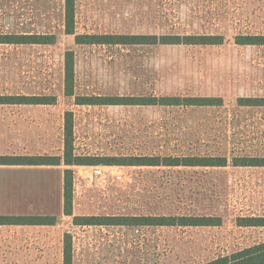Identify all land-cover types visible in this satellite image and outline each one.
Returning a JSON list of instances; mask_svg holds the SVG:
<instances>
[{
  "label": "rangeland",
  "instance_id": "obj_1",
  "mask_svg": "<svg viewBox=\"0 0 264 264\" xmlns=\"http://www.w3.org/2000/svg\"><path fill=\"white\" fill-rule=\"evenodd\" d=\"M64 11L65 0H0V33L56 36L51 45H0V95L56 96L51 105L0 104V154L63 157L71 111L76 156L228 162L65 165L73 170V215L49 213L57 218L49 226L0 227V264H63L65 233L73 237V264H200L264 242V226L240 225L242 217L264 216V166L234 163L264 157V105L239 103L264 98V45L236 42L264 35V0H76L78 33L222 36L218 44L77 45L65 33ZM68 50L75 53L76 95L222 103L76 104L64 92ZM96 166L102 175L93 174ZM44 170L0 167V204L19 202L20 194L37 204L47 198L45 187L27 184L53 173ZM13 180L26 182L4 185ZM75 216H213L222 224L77 225Z\"/></svg>",
  "mask_w": 264,
  "mask_h": 264
},
{
  "label": "trees",
  "instance_id": "obj_2",
  "mask_svg": "<svg viewBox=\"0 0 264 264\" xmlns=\"http://www.w3.org/2000/svg\"><path fill=\"white\" fill-rule=\"evenodd\" d=\"M76 0H65V33L73 35L77 45H119V44H218L222 36L213 35H172L165 34H119V33H78L76 31ZM56 42L54 34L38 33H0V45H51ZM236 42L241 45H264V35H240ZM64 92L75 96L79 105H165V106H203L221 105L218 97H181V96H81L75 94V53L68 50L64 59ZM56 103L55 95H0V104L51 105ZM241 105H264V98H239ZM64 154L60 156H0V165H144V166H226V157H131L105 158L80 157L74 154L73 112H66L64 126ZM238 166H264V157L235 158ZM73 170H64V214L73 215L72 194ZM244 226H264V216L240 218ZM57 218L48 215H0V225H55ZM77 225H153V226H218L220 217L213 216H105L74 217ZM63 264H73V237L64 235ZM200 264H264V242L234 251L230 255L219 256Z\"/></svg>",
  "mask_w": 264,
  "mask_h": 264
},
{
  "label": "crops",
  "instance_id": "obj_3",
  "mask_svg": "<svg viewBox=\"0 0 264 264\" xmlns=\"http://www.w3.org/2000/svg\"><path fill=\"white\" fill-rule=\"evenodd\" d=\"M37 156L33 154H0V156ZM41 156H60L61 155H51V154H39ZM0 167H12L14 169H46L44 171L53 172L51 174L41 173L40 177H43L44 180H37L38 182L29 183L28 186H43L45 187V191L47 198L41 200L38 204L36 201L29 200L28 197H23L22 194L19 195V202L14 201L13 203H5L4 205L0 204V215H55L58 213H64V170L66 169L63 159H61L60 165H0ZM26 182V181H25ZM24 181H10L5 182L4 185L8 187H22L24 186ZM20 193V192H19ZM8 196V195H7ZM11 197V195H9ZM8 198V197H7ZM15 198V195H14ZM30 202L34 204L30 205ZM30 205V206H29ZM54 209V211H53ZM59 211V212H58ZM7 226H49V225H0L1 229Z\"/></svg>",
  "mask_w": 264,
  "mask_h": 264
},
{
  "label": "built area",
  "instance_id": "obj_4",
  "mask_svg": "<svg viewBox=\"0 0 264 264\" xmlns=\"http://www.w3.org/2000/svg\"><path fill=\"white\" fill-rule=\"evenodd\" d=\"M92 171H93L94 175H102L103 174V170H102L101 166L93 167ZM117 178L121 179V175H117Z\"/></svg>",
  "mask_w": 264,
  "mask_h": 264
}]
</instances>
